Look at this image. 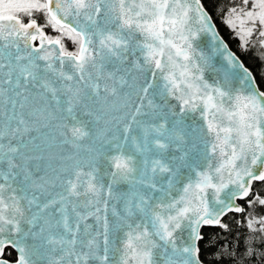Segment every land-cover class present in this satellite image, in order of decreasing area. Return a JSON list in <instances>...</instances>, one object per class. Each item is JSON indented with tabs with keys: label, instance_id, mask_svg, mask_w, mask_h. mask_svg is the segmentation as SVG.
<instances>
[{
	"label": "snow or ice",
	"instance_id": "1",
	"mask_svg": "<svg viewBox=\"0 0 264 264\" xmlns=\"http://www.w3.org/2000/svg\"><path fill=\"white\" fill-rule=\"evenodd\" d=\"M222 15L264 52V0ZM254 79L201 0H0V264L9 246L15 264H247L264 245ZM229 214L247 237L206 261L201 229L234 235Z\"/></svg>",
	"mask_w": 264,
	"mask_h": 264
},
{
	"label": "trees",
	"instance_id": "2",
	"mask_svg": "<svg viewBox=\"0 0 264 264\" xmlns=\"http://www.w3.org/2000/svg\"><path fill=\"white\" fill-rule=\"evenodd\" d=\"M206 8L211 13L214 18L220 32L228 41L230 46L240 55L244 63L249 66L254 72L256 79L262 89H264V52H261L258 48H249L245 50L241 46V41L235 32L230 29L228 25L224 23V17L222 15V10L228 5V0H203ZM43 23V21H40ZM49 33L50 29H46ZM69 48H71L70 42H67ZM243 203V202H241ZM224 221L230 224L234 235H228L223 230L219 228L205 227L202 228V232L207 233L205 241L202 242L201 252L202 258L206 261H212L215 259V255L219 253L223 247L228 246L229 242L232 248L237 247V238L242 240L247 237V233L243 232L231 223L232 216L229 214L224 218ZM219 239L220 243L216 244L215 242ZM213 244L214 246L209 248V245ZM240 255L243 254L245 244H240ZM257 254L254 257L247 258V264H264V258L261 257L260 253L264 252V245L261 244L260 239L257 238ZM17 253L11 248L7 247L5 249L4 256L7 259L14 260ZM220 264H237V261L233 258L224 256L220 261Z\"/></svg>",
	"mask_w": 264,
	"mask_h": 264
},
{
	"label": "water",
	"instance_id": "3",
	"mask_svg": "<svg viewBox=\"0 0 264 264\" xmlns=\"http://www.w3.org/2000/svg\"><path fill=\"white\" fill-rule=\"evenodd\" d=\"M201 3L204 5V7H205V10L211 15V13L209 12V10L206 8V6H205V4L203 3V0H201ZM212 16V15H211ZM212 22L215 24V27H216V29H217V31H218V38L220 39V40H222V42L224 43V44H226L227 45V47H228V49L231 51V52H233V53H235L236 54V56L239 58V60L244 64V66L246 67V68H248V70L251 72V74H252V76L255 78L254 79V83H255V86L258 88V90H261V91H264V89H262L261 87H260V85H259V83H258V81H257V79H256V76H255V74H254V72L252 71V69L249 67V66H247L245 63H244V61L242 60V58L240 57V55L230 46V44L228 43V41L225 39V37L222 35V33L220 32V30H219V28H218V26H217V24H216V22H215V20H214V18L212 17ZM48 34V33H47ZM209 42V38L208 37H205L204 38V43L205 44H207ZM215 45H213V47H214ZM201 48L203 49V50H205V51H207V49L204 47V44H201ZM221 51H223V49H221ZM223 64H224V61H223V57L220 55V53L219 52H214L213 53V56H212V60H211V62H210V66H209V68L207 69V71H206V73H205V75H206V78H208V79H210V80H217V81H219V80H221L222 79V77H223V75H224V73H223ZM241 203V202H240ZM202 230V229H201ZM10 247V246H9ZM7 248V247H6ZM5 248V249H6ZM12 248V247H11ZM15 250V249H14ZM16 251V250H15ZM16 253H17V251H16ZM4 254H5V252H4ZM17 256H18V253H17ZM3 258L4 259H6L8 262H9V264H15V260H10V259H7L4 255H3Z\"/></svg>",
	"mask_w": 264,
	"mask_h": 264
},
{
	"label": "rangeland",
	"instance_id": "4",
	"mask_svg": "<svg viewBox=\"0 0 264 264\" xmlns=\"http://www.w3.org/2000/svg\"><path fill=\"white\" fill-rule=\"evenodd\" d=\"M230 29H231V28H230ZM232 31L235 32L233 29H232ZM49 34H50V35H55L56 33H55L53 30L50 29ZM66 43H67V41H66Z\"/></svg>",
	"mask_w": 264,
	"mask_h": 264
},
{
	"label": "flooded vegetation",
	"instance_id": "5",
	"mask_svg": "<svg viewBox=\"0 0 264 264\" xmlns=\"http://www.w3.org/2000/svg\"><path fill=\"white\" fill-rule=\"evenodd\" d=\"M45 31H46V29H45ZM46 32H47V31H46ZM48 34H49V33H48ZM49 35H50V34H49ZM36 43H38V41H37ZM16 258H17V255H16L15 259H16ZM15 259H14V260H15Z\"/></svg>",
	"mask_w": 264,
	"mask_h": 264
}]
</instances>
